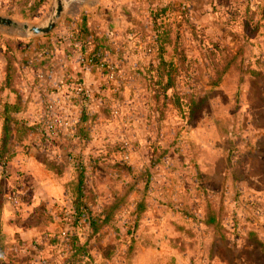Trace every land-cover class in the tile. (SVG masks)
<instances>
[{"label": "rangeland", "instance_id": "1", "mask_svg": "<svg viewBox=\"0 0 264 264\" xmlns=\"http://www.w3.org/2000/svg\"><path fill=\"white\" fill-rule=\"evenodd\" d=\"M24 2L0 15L52 4ZM2 37L52 132L3 168L0 218L34 234L10 231L7 264H59L67 234L84 264H264V0H83L47 36Z\"/></svg>", "mask_w": 264, "mask_h": 264}, {"label": "trees", "instance_id": "2", "mask_svg": "<svg viewBox=\"0 0 264 264\" xmlns=\"http://www.w3.org/2000/svg\"><path fill=\"white\" fill-rule=\"evenodd\" d=\"M24 1V3H19L21 10H18L19 12L17 14L21 15L24 18H32L39 13L38 9L44 6L48 0ZM0 43L3 45V50L1 53L5 60V77L0 83V93L3 88H8L17 91L15 90V85L20 82L21 76L17 65V54L19 52L20 42L12 38L2 37ZM16 94L17 102L13 107V113L16 112V110L20 111L22 107L27 104V98L24 99V95L21 92L17 91ZM49 127H51V124H48L46 119L34 123L32 125H25L23 123L18 122L15 117L12 116L11 112L6 111L4 114V124L0 141L1 165L5 167L8 162L12 160L17 147H19L25 140L31 138L34 141L36 139H39L40 141H45V139L48 137L46 134V130L50 132V130L48 129ZM82 166L83 164H80L79 168L81 169ZM83 185L84 174L82 168L80 170V173L78 174V179L75 184V192L78 195V198H81V193L83 192ZM88 212L91 213V210H88ZM73 213L74 225L77 224L78 221L84 218L85 216L83 210H80L78 205L75 206ZM88 218H90L89 214ZM88 223L90 225V228H92L93 219L90 218L88 220ZM52 242L58 243L60 242V239L53 238ZM61 244L63 246L65 244L66 246L61 248L62 253L66 256L61 263L59 262V264H84L81 262V259L87 257L88 251L84 247V245L79 244L77 236L68 234L64 235L62 237ZM5 249V246H0V263L2 261V254L4 255Z\"/></svg>", "mask_w": 264, "mask_h": 264}, {"label": "crops", "instance_id": "3", "mask_svg": "<svg viewBox=\"0 0 264 264\" xmlns=\"http://www.w3.org/2000/svg\"><path fill=\"white\" fill-rule=\"evenodd\" d=\"M51 3H52V0H51ZM17 59L19 62V59H20L19 58V52L17 54ZM18 62H17V65H18ZM4 66H5V60H4V57L1 53L0 54V83L3 81V79L5 77ZM18 68H19V65H18ZM19 71H20V68H19ZM20 75H21V73H20ZM19 84L20 83H17L15 85V90H17L18 92H21L24 95V99H26V95H25L23 89L21 88V86ZM17 91H14V90H11L8 88H3L1 93H0V141H1V137H2V130H3V124H4V114L6 111L11 112L12 116L15 117V119L18 122L23 123L25 125H32L34 123L39 122L35 118L34 119L25 118V114L27 115L28 111H30V109H31L29 107L28 102L26 105H24V107H22V109L20 111L16 110V112L13 113V107L15 106V104L17 102V94H16ZM24 142H27L29 144L36 143L31 138L25 140ZM21 145L19 147H17L12 160L10 162H8V164L5 167H3L0 163V199H1V193L4 192V190H6V188H8L7 187L8 184H6V180L3 178L4 176L2 175V171H5L4 169H9V168L11 169V167H12L11 165H13V163L15 162L16 156L19 154L18 151L21 148ZM22 171H24V170H22ZM23 174L25 175V172H23ZM31 177H32V175H31ZM30 183L32 184V187H33L34 183L32 181ZM44 194H46L47 197H49V196L51 198L56 197L55 195H53L52 189L48 188L47 185H45ZM10 220L11 219H9L6 214H4V216L0 218V246L6 247L4 255L2 254V261L0 264H7V261H15L18 259V258H16L17 255H15V254H18L19 252L17 251V253H16V251H15L16 248L15 249L13 248L14 245H13V243L11 244V242L9 240L10 239V231H17L18 233H16L15 237H17L20 234V236H18L20 238H22L25 234H28V232H29V235H34L33 231L30 229H27V231L23 232V229H21L20 225H18L19 227H15L14 225H12L13 223H11ZM22 239H25V237H23ZM25 241L26 240H23V242H25ZM10 250L11 251L14 250L15 254L12 253V255L10 254V256H9ZM28 251L32 254H35V250L29 249Z\"/></svg>", "mask_w": 264, "mask_h": 264}, {"label": "water", "instance_id": "4", "mask_svg": "<svg viewBox=\"0 0 264 264\" xmlns=\"http://www.w3.org/2000/svg\"><path fill=\"white\" fill-rule=\"evenodd\" d=\"M82 1L83 0H52L49 14L44 20L37 23H18L9 17L0 15V27L16 30L25 37H44L56 29L73 2Z\"/></svg>", "mask_w": 264, "mask_h": 264}, {"label": "built area", "instance_id": "5", "mask_svg": "<svg viewBox=\"0 0 264 264\" xmlns=\"http://www.w3.org/2000/svg\"><path fill=\"white\" fill-rule=\"evenodd\" d=\"M15 201H16V199H15V198H13V199H12V202H13V203H15Z\"/></svg>", "mask_w": 264, "mask_h": 264}]
</instances>
